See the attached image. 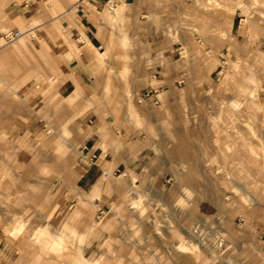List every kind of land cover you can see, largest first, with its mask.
<instances>
[{
	"label": "rangeland",
	"instance_id": "rangeland-1",
	"mask_svg": "<svg viewBox=\"0 0 264 264\" xmlns=\"http://www.w3.org/2000/svg\"><path fill=\"white\" fill-rule=\"evenodd\" d=\"M3 1L0 264H264V0Z\"/></svg>",
	"mask_w": 264,
	"mask_h": 264
},
{
	"label": "crops",
	"instance_id": "crops-1",
	"mask_svg": "<svg viewBox=\"0 0 264 264\" xmlns=\"http://www.w3.org/2000/svg\"><path fill=\"white\" fill-rule=\"evenodd\" d=\"M130 1V0H129ZM132 1V0H131ZM69 11H72L74 14L73 21L71 23L66 24V27L70 33V36H76V43L81 44V48H87L89 50V54L95 52H99L98 49L102 44V39L105 36V25L101 21V15L104 11L103 0H78L76 3L71 5ZM34 7L38 8L39 3H28L24 2L20 6H17L16 10L21 12L24 18V23L30 19H37V16L32 15L31 18H26L25 14L28 12H33ZM7 7L4 6V1L0 0V28L7 27L10 23L9 15L6 13ZM14 21V20H12ZM33 21V20H32ZM37 22V21H36ZM13 23V22H12ZM29 26H33L34 22L27 21ZM40 25V24H38ZM0 35H2L0 31ZM83 55L85 58H90V55ZM94 56V53L92 54ZM170 82H166L165 86H159L161 88L169 89ZM17 86H21L20 83H16ZM23 85V84H22ZM60 92L65 90L64 87H60L58 89ZM57 90V91H58ZM75 90L73 89V92ZM72 92V93H73ZM151 99V98H150ZM97 132H95L96 134ZM94 136V135H93ZM110 166H106L105 164H99L98 170H106L109 169ZM116 168L115 170H117ZM139 169V167L137 168ZM90 168L86 170L88 172ZM114 170V171H115ZM91 171V170H90Z\"/></svg>",
	"mask_w": 264,
	"mask_h": 264
},
{
	"label": "built area",
	"instance_id": "built-area-1",
	"mask_svg": "<svg viewBox=\"0 0 264 264\" xmlns=\"http://www.w3.org/2000/svg\"><path fill=\"white\" fill-rule=\"evenodd\" d=\"M116 0H107V5H111L112 7L113 2ZM119 1V0H118ZM21 36V33L17 30L5 32L2 34V38L7 42H13L17 40ZM78 155L80 158L85 161L87 167H94L99 160V157L96 155L95 150L88 147L86 144L82 145L78 149ZM103 176L108 177V173H103Z\"/></svg>",
	"mask_w": 264,
	"mask_h": 264
}]
</instances>
